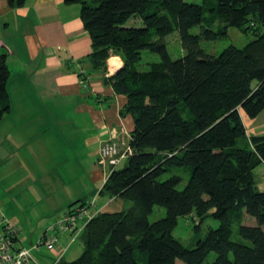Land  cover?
Returning a JSON list of instances; mask_svg holds the SVG:
<instances>
[{
	"label": "trees",
	"instance_id": "obj_1",
	"mask_svg": "<svg viewBox=\"0 0 264 264\" xmlns=\"http://www.w3.org/2000/svg\"><path fill=\"white\" fill-rule=\"evenodd\" d=\"M65 2L80 6L92 39L86 59L93 69L106 73L111 55L123 60L104 82L127 98L120 115L134 119L131 153L124 167L118 168L122 161L108 175L99 195L133 203L94 214L79 237L83 252L54 264H203L211 252L216 258L208 264H264V191L255 173L264 165V135H248L241 115L254 119L264 111V0ZM132 19L143 25H128ZM197 25L200 33H191ZM230 27L255 38L244 47L208 54L202 41L225 37ZM175 31L185 50L178 59L165 41ZM144 50L161 57L149 70L138 69ZM10 72L7 54L0 53V122L12 109ZM175 168L191 170L183 189L182 175L162 178ZM92 201L98 206L96 199L78 200L69 212L79 205L90 210ZM155 206L164 207L166 215L151 222ZM190 215L199 220L196 231L208 215L220 221L193 248L174 234L179 218ZM247 215L257 224H244Z\"/></svg>",
	"mask_w": 264,
	"mask_h": 264
},
{
	"label": "crops",
	"instance_id": "obj_2",
	"mask_svg": "<svg viewBox=\"0 0 264 264\" xmlns=\"http://www.w3.org/2000/svg\"><path fill=\"white\" fill-rule=\"evenodd\" d=\"M91 51L92 39L84 28L78 4L25 0L23 6L12 7L8 0H0V53L7 54L11 70L8 89L12 104L10 113L0 122V173L12 172L8 168L17 163L21 150L28 149L31 157H38L36 149L48 134V144L54 148L51 151L48 147V167L54 160L58 164L55 173L48 168V212L60 213L61 208L78 200L96 199L101 204L99 192L109 175L107 167L99 164L101 146L113 130L121 134V139L124 133L130 138L134 128L131 115H120L126 96L116 94L104 82L105 76L123 66L122 58L111 55L104 73L87 61ZM82 71L89 78L87 86L81 82L85 78ZM262 114L264 111L252 119L241 111L248 135H264V121L259 120ZM19 159L24 164L23 157ZM78 171L95 190H90L87 198L88 192L79 189L55 199L56 183L66 185ZM261 181L264 183V176ZM114 201L119 200L108 199L89 212L107 211ZM65 234V242L60 240L56 251L59 255L65 250L63 257L73 244L71 234ZM27 241L19 234L17 245L25 246ZM54 261L49 258L46 264Z\"/></svg>",
	"mask_w": 264,
	"mask_h": 264
},
{
	"label": "rangeland",
	"instance_id": "obj_3",
	"mask_svg": "<svg viewBox=\"0 0 264 264\" xmlns=\"http://www.w3.org/2000/svg\"><path fill=\"white\" fill-rule=\"evenodd\" d=\"M189 2L201 3L202 0H187ZM130 26H142L141 19H132L128 22ZM220 22L214 25V29L218 30ZM201 31V26L197 25L191 29V33L198 34ZM254 35L251 33H244L238 28L230 27L228 35L215 41H202L201 45L208 54L219 55L226 47L234 45L238 47H244L248 42L254 39ZM168 51L173 59L181 58L185 55V50L182 45V41L178 31L173 32L165 39ZM161 57L159 54L150 50H144L142 59L138 65L140 70H149L151 64L154 62H160ZM259 120L264 121V114L259 117ZM54 133V132H53ZM50 133L54 138V134ZM121 135V134H120ZM118 134V136H120ZM45 143L41 148L36 149L40 153L38 157H31L30 150L25 149L19 152L17 163H12L9 166L8 173H0V213H3L6 218L17 226L20 235L27 237L28 241L25 242V246L31 247L36 243L44 234L50 221H54L57 217L63 216L68 207L60 209V213H52L50 206H48V168L50 172H54L57 169L58 164L54 162L48 167V147L51 151L54 150L52 146L48 144V134L43 136ZM122 141L129 143V137L127 134L121 136ZM31 153V152H30ZM32 154V153H31ZM21 156V157H20ZM33 156V155H32ZM24 164L21 163L22 158ZM127 161L122 162L118 168L125 166ZM103 166V165H102ZM106 167V166H105ZM108 167V166H107ZM78 169V167H77ZM81 169V168H80ZM79 169V170H80ZM54 173L52 175H54ZM191 170L189 168H175L171 173L165 174L162 178H168L173 174H180L184 177V180L180 183L179 188L183 189L190 177ZM256 181L258 188L264 191V183L261 181L264 176V166H259L255 170ZM75 176L70 177V181L67 184L56 183L54 197H61V194L68 193L69 191L75 192L79 189H83L86 192V198L90 195V190H95L93 184L84 179L86 176H82L81 172H74ZM91 192V191H90ZM101 204L107 202L108 199H102ZM50 202V201H49ZM131 201H118L113 202L106 208L108 211L125 210L131 208ZM98 204V205H101ZM213 210L210 211L212 213ZM166 215V209L162 206H155L153 212L150 214L149 219L154 222ZM199 223L198 219H194L193 216H182L178 220V225L174 231L175 236L181 240V242L189 247L193 248L196 245V241L199 238H203L209 228H217L220 225V221L208 215L202 222L198 231L194 226ZM244 224L256 225V219L251 216H245ZM72 236V246L66 253L65 258L67 260H73L77 258L81 251L83 252V243L81 241V233H70ZM67 234L61 235V241L65 242ZM69 248V247H68ZM57 247L53 251L47 250L45 246H42L40 252L34 251L33 254L38 258L40 263L46 264L49 258L59 259L65 252L57 255ZM216 253L211 252L203 264L211 263L215 260ZM181 260H177V264H182Z\"/></svg>",
	"mask_w": 264,
	"mask_h": 264
},
{
	"label": "built area",
	"instance_id": "obj_4",
	"mask_svg": "<svg viewBox=\"0 0 264 264\" xmlns=\"http://www.w3.org/2000/svg\"><path fill=\"white\" fill-rule=\"evenodd\" d=\"M83 72L81 73L84 75ZM88 80L89 78L85 77L81 79V82L87 86ZM118 134L113 130L110 138L103 142L100 149L99 164L108 166L109 174L131 153L129 144L120 140ZM90 205L94 206L95 201H92ZM92 216L89 213V206H76L73 211L52 221L43 236L31 247H26L17 245L14 239L18 236L19 229L3 213H0V264H41L33 254L34 251L39 253L42 246L49 251L55 250L60 243L61 235L66 232L82 233Z\"/></svg>",
	"mask_w": 264,
	"mask_h": 264
}]
</instances>
